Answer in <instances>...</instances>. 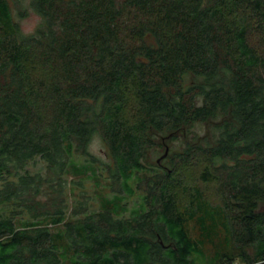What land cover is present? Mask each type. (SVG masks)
<instances>
[{
  "label": "trees",
  "instance_id": "obj_1",
  "mask_svg": "<svg viewBox=\"0 0 264 264\" xmlns=\"http://www.w3.org/2000/svg\"><path fill=\"white\" fill-rule=\"evenodd\" d=\"M0 264H264V0H0Z\"/></svg>",
  "mask_w": 264,
  "mask_h": 264
},
{
  "label": "rangeland",
  "instance_id": "obj_2",
  "mask_svg": "<svg viewBox=\"0 0 264 264\" xmlns=\"http://www.w3.org/2000/svg\"><path fill=\"white\" fill-rule=\"evenodd\" d=\"M18 21L20 23V27L21 30L23 32V34L25 35H29L35 32L36 28L38 27V25L41 22V17L30 10L29 15L26 18L20 19L18 18ZM90 151L95 154L96 156L100 157L102 159V161H107L108 158H106V156L104 155V151H103V146L100 142V140L97 138L94 141V144L91 146ZM158 156H153V161L155 162L158 159ZM41 167H43V163L39 160L38 161V165L36 167L33 168V170H37L40 169ZM106 177H108V175H105ZM71 180H73V184H74V188H75V193H74V197H72L71 199V206L75 207V206H80L81 203H84L85 206H92V203H96V205L98 204L99 208V202L96 199L97 195L95 192V187H94V182L92 180L89 179H81V178H71ZM104 185H109V182L107 181V179L104 180ZM106 193H111L110 189H106L105 190ZM129 202V207H137L139 205L140 202V198L137 197H133L131 199L128 200ZM190 229L191 232L194 236L197 235V229L194 227V225H190ZM207 252L210 254L211 249L210 247L207 248Z\"/></svg>",
  "mask_w": 264,
  "mask_h": 264
},
{
  "label": "water",
  "instance_id": "obj_3",
  "mask_svg": "<svg viewBox=\"0 0 264 264\" xmlns=\"http://www.w3.org/2000/svg\"><path fill=\"white\" fill-rule=\"evenodd\" d=\"M168 151H169V149H167V153H166V155L168 154Z\"/></svg>",
  "mask_w": 264,
  "mask_h": 264
}]
</instances>
